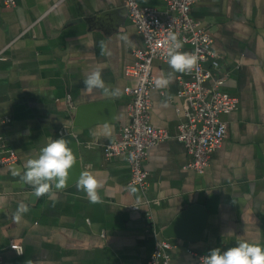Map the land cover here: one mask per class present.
I'll use <instances>...</instances> for the list:
<instances>
[{"label": "crops", "instance_id": "1", "mask_svg": "<svg viewBox=\"0 0 264 264\" xmlns=\"http://www.w3.org/2000/svg\"><path fill=\"white\" fill-rule=\"evenodd\" d=\"M163 11L165 0H139ZM192 15L208 27L213 48L220 54L216 76L227 75L222 88L239 98L238 107L225 114L227 132L212 153L204 173L186 168L189 155L183 142L170 139L150 148L145 167L149 186L128 190L131 167L123 156L108 159L106 148L129 122L127 86L137 80L126 74L133 50L143 38L131 21L123 0H17L12 8L0 5V114L12 120L1 134L16 149V164L0 168V264H146L158 241L173 243V264H197L194 252L222 251L241 240L264 246V0H197ZM127 36V41L122 40ZM100 41L111 55L102 56ZM193 50L185 44L182 51ZM211 66V61L208 62ZM102 70L106 87H119L121 95L88 92L83 81ZM171 69L153 63L155 78ZM151 92V122L175 131L181 120L176 108L181 79ZM213 80L208 84L212 85ZM75 109L68 112L66 97ZM112 99L115 120L89 127L71 126L77 106ZM108 125L112 135L104 134ZM73 132L80 141L82 171L101 182V202L92 204L75 182L37 198L33 188L14 170L23 173L28 159L61 134ZM146 197L158 203L147 204ZM29 206L19 222L13 220L18 205ZM199 203L208 212L197 240L165 238L163 230L187 206ZM138 204L139 208L132 206ZM196 220L186 225L190 233ZM24 246L18 254L11 248Z\"/></svg>", "mask_w": 264, "mask_h": 264}, {"label": "built area", "instance_id": "2", "mask_svg": "<svg viewBox=\"0 0 264 264\" xmlns=\"http://www.w3.org/2000/svg\"><path fill=\"white\" fill-rule=\"evenodd\" d=\"M163 11L155 7L141 5L139 0H123L131 21L142 35L143 45L133 50L134 61L126 68V74L134 77L135 85L127 86L129 95V122L121 129L119 137L106 148L108 159L123 156L131 167L130 184L137 185L145 192L149 186V172L145 162L150 148L154 145L177 139L184 143L189 161L186 168L204 173L210 166L212 153L222 146L227 132L225 114L238 107L239 98L222 88L227 75L216 76L213 67H218L220 54L213 48L214 38L207 26L196 20L192 8L197 0H165ZM0 5L15 7L17 0H0ZM169 31L178 33L185 44L199 49L203 57L199 68L188 79L180 80L178 96L183 101L176 108L181 120L175 131L155 126L150 119L152 108L151 92L155 79L153 63L156 59L165 62L164 40ZM6 48L0 49V59ZM183 48L181 49V51ZM211 61V66L208 62ZM213 80L212 85L208 82ZM69 114L76 105L69 94L66 97ZM12 120L10 116L0 114V168L16 164L19 155L2 136L1 129ZM130 154L135 159H130ZM147 204L158 203L157 199L146 197ZM138 209L139 205L132 206ZM11 248L18 254L24 253L22 244L12 242ZM173 243L167 239L158 241L156 249L146 264H173L169 250ZM200 264V258L209 254L193 253Z\"/></svg>", "mask_w": 264, "mask_h": 264}, {"label": "clouds", "instance_id": "3", "mask_svg": "<svg viewBox=\"0 0 264 264\" xmlns=\"http://www.w3.org/2000/svg\"><path fill=\"white\" fill-rule=\"evenodd\" d=\"M122 40L127 41V36H122ZM99 47L102 56L111 55L107 44L100 41ZM183 42L178 33L169 31L164 40L165 62L171 69L166 75L161 74L153 80L157 89L169 87L174 83V73L190 75L199 68V61L203 59L199 55L200 50L181 51ZM84 88L88 92L96 90L104 94L118 98L121 95V89L106 87L105 80L102 78V70L95 69L90 72L83 81ZM112 129L106 124L104 134L111 136ZM70 142L63 136L50 140L39 150L36 158L28 159L24 165V171L14 170L13 176L19 177L25 184L30 185L34 190V195L40 198L49 195L52 200H56L55 190L63 189L67 186L70 170L76 164V157ZM130 159H135L134 154H130ZM78 192H84L87 199L92 204L101 202L99 189L102 187L100 180L91 172L84 171L75 182ZM128 190L135 194L137 188L133 185L128 186ZM29 212V206L21 202L16 212L13 214V220L19 222L23 215ZM27 264H32L28 261ZM200 264H264V246L258 242H249L248 240L239 241L236 246L222 251L220 248L210 250L209 254L200 258Z\"/></svg>", "mask_w": 264, "mask_h": 264}, {"label": "water", "instance_id": "4", "mask_svg": "<svg viewBox=\"0 0 264 264\" xmlns=\"http://www.w3.org/2000/svg\"><path fill=\"white\" fill-rule=\"evenodd\" d=\"M102 110L105 111L107 122H113L115 120V102L112 99H105L77 106L75 110V118L72 121L71 126L89 127L92 124L102 122L103 120L95 118V115L99 114L98 112H101ZM61 136L70 142L69 146L72 148L76 157V164L70 170V176L67 184V186H69L72 182L76 181L83 172L81 165V147L79 139L73 132H66L61 134L59 137ZM194 219L197 223L194 228L195 230L190 233L186 230V225ZM207 219L208 212L203 204H191L181 210L175 218H173L172 222H170V224L163 230V236L168 239L181 238L197 240L202 229L206 226Z\"/></svg>", "mask_w": 264, "mask_h": 264}]
</instances>
